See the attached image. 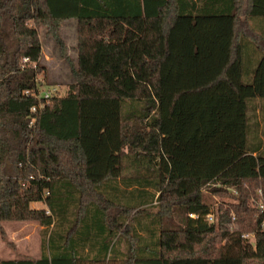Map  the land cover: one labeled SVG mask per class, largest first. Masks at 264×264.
I'll use <instances>...</instances> for the list:
<instances>
[{"label":"trees","instance_id":"trees-1","mask_svg":"<svg viewBox=\"0 0 264 264\" xmlns=\"http://www.w3.org/2000/svg\"><path fill=\"white\" fill-rule=\"evenodd\" d=\"M42 27L73 77L49 100ZM257 202L264 0H0V234L41 227L0 264H264Z\"/></svg>","mask_w":264,"mask_h":264},{"label":"rangeland","instance_id":"rangeland-1","mask_svg":"<svg viewBox=\"0 0 264 264\" xmlns=\"http://www.w3.org/2000/svg\"><path fill=\"white\" fill-rule=\"evenodd\" d=\"M59 36L65 43L67 56L72 62L76 63V21L74 19L64 21L60 26ZM40 38L42 43L40 62L46 68L47 75L46 78L40 77L41 90L57 88L62 94H66L69 88L68 85L73 81L70 64L63 56L60 45L52 35L48 34L46 27L41 28ZM128 175L125 173L124 180L128 178ZM204 196L214 219L215 211L222 201L218 196H213L208 191L204 192ZM261 203L257 202L254 205L259 206ZM32 207L40 209L44 205L37 203L33 204ZM3 229L4 235L0 234V259L38 258L40 256L41 227L37 222L3 223Z\"/></svg>","mask_w":264,"mask_h":264},{"label":"built area","instance_id":"built-area-1","mask_svg":"<svg viewBox=\"0 0 264 264\" xmlns=\"http://www.w3.org/2000/svg\"><path fill=\"white\" fill-rule=\"evenodd\" d=\"M23 62H27L26 59L23 60ZM57 88H48L46 90H41L40 92V96H39V99H44V100H49L50 97H52L56 92H57ZM41 106H43V104L41 103ZM36 112V107L32 109V113ZM259 208L264 212V203H261L259 204ZM191 218H194V219H197L198 218V215H194V214H191L190 215ZM206 219L209 221V222H212L213 221V215L212 214H209L206 216ZM262 228L264 229V221L262 222ZM244 238H249V235H245L243 236Z\"/></svg>","mask_w":264,"mask_h":264}]
</instances>
